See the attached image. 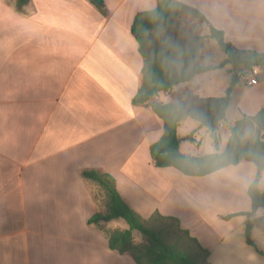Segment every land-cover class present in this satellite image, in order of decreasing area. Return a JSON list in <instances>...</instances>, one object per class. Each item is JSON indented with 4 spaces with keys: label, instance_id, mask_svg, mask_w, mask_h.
Masks as SVG:
<instances>
[{
    "label": "crops",
    "instance_id": "crops-1",
    "mask_svg": "<svg viewBox=\"0 0 264 264\" xmlns=\"http://www.w3.org/2000/svg\"><path fill=\"white\" fill-rule=\"evenodd\" d=\"M16 1L0 0V264H135L88 224L102 211L104 192L84 171L110 175L143 219L155 212L178 219L210 252V264H228L223 256L239 249L230 238L244 233L247 219L236 214L251 211L256 169L241 162L191 177L153 165L150 147L163 122L148 105L132 104L143 58L130 29L155 0H103L104 15L89 0H30L22 9ZM177 1L202 12L239 50L264 53V0ZM192 80L153 102L167 104L179 90L199 95L203 81ZM204 130L187 119L177 134L194 133L200 148ZM183 146L182 154L201 156ZM114 221L100 225L112 230Z\"/></svg>",
    "mask_w": 264,
    "mask_h": 264
},
{
    "label": "trees",
    "instance_id": "trees-1",
    "mask_svg": "<svg viewBox=\"0 0 264 264\" xmlns=\"http://www.w3.org/2000/svg\"><path fill=\"white\" fill-rule=\"evenodd\" d=\"M30 0H17V9H22ZM101 13L105 14L103 0H89ZM156 8L139 12L131 25V35L137 43L143 58L142 86L132 99L135 106L148 105L163 122V134L159 141L150 147L152 163L157 168H174L186 176L204 177L241 162L255 166L256 176L248 188L251 211L236 215L245 216L244 237L246 244L264 258L261 250L252 239V230L257 227L264 233V190L260 182L264 175V107L255 115L241 117L229 127V138L225 149L219 152L217 127L225 122L229 108L232 87L239 82V75L252 72L254 68H264V53L239 50L226 42L224 33L214 28L198 9L177 0H155ZM183 16L205 24L209 34L188 35L179 28ZM208 40H214L224 53L225 59L219 64L212 60L202 63V54ZM231 66L240 71L233 74L225 95L201 97L184 90L174 92L172 101L167 104L153 102L161 92L191 81L195 76ZM187 119L199 129L211 133L213 153L190 156L180 152L181 141H194V133L184 139L177 134L178 128ZM84 179L96 182L104 192L102 211L95 213L89 225H96L104 232L110 250L120 255H128L135 264H210V252L180 227L179 220L153 213L143 219L127 206L119 196L115 180L108 174L97 171H84ZM231 216L227 217L230 218ZM122 219L127 229L105 230L100 224L105 221ZM133 232H138L142 242L137 244Z\"/></svg>",
    "mask_w": 264,
    "mask_h": 264
},
{
    "label": "rangeland",
    "instance_id": "rangeland-1",
    "mask_svg": "<svg viewBox=\"0 0 264 264\" xmlns=\"http://www.w3.org/2000/svg\"><path fill=\"white\" fill-rule=\"evenodd\" d=\"M178 23L179 28L183 30L185 34L203 35L208 33L205 25L198 23L196 20L188 16H183ZM204 51L206 53H204L203 59L201 60L202 63L212 60L215 64H219L225 59L224 53L219 49L214 40L207 41ZM236 73H238V70L233 69L231 66H226L225 68L208 72L206 76L202 77L203 79L196 77L192 80V83L203 81L201 83V89L198 92L199 95L205 97H220L225 95L226 89L229 88L231 84V78L233 74ZM248 74L249 73H244V77H249ZM253 78L257 80L259 83L258 85H247L245 81L240 79V82L232 87L229 108L226 112L225 127L218 133L221 139V151L225 148L228 141V127L238 120L239 114L255 115L259 108L264 107V79H262L264 78V72L260 77H256V73H254ZM249 79H251V77ZM204 131V134L199 136V139L201 140L200 148L195 147L192 142L183 140V145H185L183 147L190 148L187 152L197 155L213 152L214 146L211 133L207 130ZM185 133V129L181 130L182 136ZM185 137H183V139ZM183 150L186 151L185 148H183ZM260 189L264 190V175L260 182ZM262 214L264 213L260 210L256 216H261ZM112 225L117 228L127 229V225L122 219L115 220L112 222ZM133 238L137 244L142 242V237L138 232H133ZM252 239L255 244L264 251V233L260 229L255 228L253 230ZM230 240L233 241L236 249H239L237 255L234 253L233 255L225 254L226 256H223L224 259L227 258L226 260L228 264H264V258L259 256L252 248L246 246L244 233L235 231ZM241 246L245 250L241 249Z\"/></svg>",
    "mask_w": 264,
    "mask_h": 264
},
{
    "label": "built area",
    "instance_id": "built-area-1",
    "mask_svg": "<svg viewBox=\"0 0 264 264\" xmlns=\"http://www.w3.org/2000/svg\"><path fill=\"white\" fill-rule=\"evenodd\" d=\"M251 77V79H249ZM254 74L249 76V77H244V75H239V78L242 79L243 81H245V83H247V85H254L256 84V80L253 78Z\"/></svg>",
    "mask_w": 264,
    "mask_h": 264
}]
</instances>
